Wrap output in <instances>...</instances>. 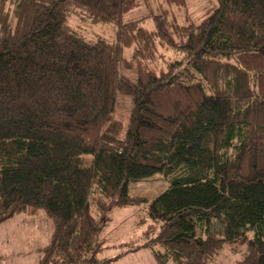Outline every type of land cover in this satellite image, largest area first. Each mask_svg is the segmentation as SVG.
Listing matches in <instances>:
<instances>
[{
  "label": "trees",
  "instance_id": "1",
  "mask_svg": "<svg viewBox=\"0 0 264 264\" xmlns=\"http://www.w3.org/2000/svg\"><path fill=\"white\" fill-rule=\"evenodd\" d=\"M151 1L152 28L124 20ZM187 1L0 0V223L43 211L37 264L107 261L99 234L126 205L156 228L139 245L155 264H208L224 243L243 248L231 264H264V0H215L196 23L168 16ZM72 15L115 35L88 38ZM124 83L125 125L112 116ZM156 172L163 191L128 193Z\"/></svg>",
  "mask_w": 264,
  "mask_h": 264
},
{
  "label": "rangeland",
  "instance_id": "2",
  "mask_svg": "<svg viewBox=\"0 0 264 264\" xmlns=\"http://www.w3.org/2000/svg\"><path fill=\"white\" fill-rule=\"evenodd\" d=\"M215 0H188L186 6L180 8H168V16L174 15L178 23L183 24L185 20L191 19L198 22L204 11ZM161 13L156 7V2L151 1L137 6L126 13L124 20L129 21L142 16H148L144 25L153 27L152 15ZM69 22L84 27L86 37L103 36L112 39L115 35V26L109 23L91 24L82 17L72 15ZM125 53H130V49H125ZM122 71V70H121ZM125 79H132L135 76L134 70L122 71ZM126 84L117 93L113 118L121 120L123 125L127 122L131 99L126 92ZM89 155H78L74 158L75 164L87 166L90 163ZM168 175L156 172L150 176L129 181L127 191L130 195L151 199L163 191L169 180ZM108 221L104 224L99 238L104 239L103 246L97 253L98 258H106L102 264H155L150 248L139 246L147 239L155 236L156 228L145 230L147 222H140L144 216L141 205L112 206L108 211ZM222 226L214 223L208 226V232L213 235L221 234ZM51 231V220L46 217L42 210L36 215L21 212L10 219L0 223V264H37L41 254L40 248L47 243ZM139 246V247H137ZM132 247H136L132 249ZM238 251L230 250L224 243L218 255L208 264H231L240 257Z\"/></svg>",
  "mask_w": 264,
  "mask_h": 264
}]
</instances>
